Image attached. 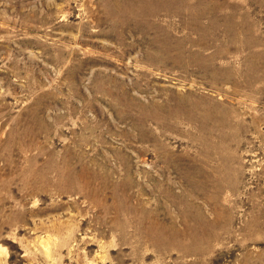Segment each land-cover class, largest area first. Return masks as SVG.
I'll use <instances>...</instances> for the list:
<instances>
[{"label": "rangeland", "instance_id": "374dc122", "mask_svg": "<svg viewBox=\"0 0 264 264\" xmlns=\"http://www.w3.org/2000/svg\"><path fill=\"white\" fill-rule=\"evenodd\" d=\"M0 264H264V0H0Z\"/></svg>", "mask_w": 264, "mask_h": 264}]
</instances>
